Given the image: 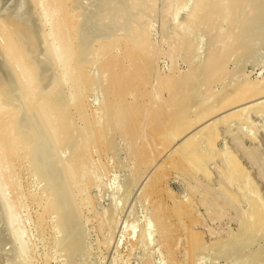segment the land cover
Listing matches in <instances>:
<instances>
[{
	"label": "bare ground",
	"instance_id": "obj_1",
	"mask_svg": "<svg viewBox=\"0 0 264 264\" xmlns=\"http://www.w3.org/2000/svg\"><path fill=\"white\" fill-rule=\"evenodd\" d=\"M109 1L90 10L83 0H0V264H37L56 252L79 264L90 217L107 243L119 220L110 203L96 209L93 189L118 166L120 147L128 166L120 193L128 199L138 184L147 219L130 250L155 242L165 264H199L198 202L219 213L246 200L238 230L211 250L232 264H264V128L251 117L264 116V75L244 72L248 58H264V0H160L157 39L141 19L158 2ZM231 122L246 125L242 141L258 147H218L220 126ZM172 170L193 178L201 198L175 195L164 184Z\"/></svg>",
	"mask_w": 264,
	"mask_h": 264
},
{
	"label": "rangeland",
	"instance_id": "obj_2",
	"mask_svg": "<svg viewBox=\"0 0 264 264\" xmlns=\"http://www.w3.org/2000/svg\"><path fill=\"white\" fill-rule=\"evenodd\" d=\"M83 1H85V3L87 5L89 3L93 4V5L89 4L87 6L88 8H90L92 6L90 8V10L92 8L94 9V7L96 6L95 4H99L101 7L104 5L102 8L106 7L104 9H108L109 7H111V5L115 4V2H116V1H114L113 4L110 3V5H109L108 2H111L109 0H108V2H106L107 0H100V1L99 0H94V1L93 0H88V1L87 0H83ZM97 1L101 2L103 5H101V3L97 2ZM155 1H156L155 3L158 2L157 4H155L156 5V9H158V10L155 9L154 12L150 13L149 16H151V17L144 16L143 17L144 21L142 20L143 18L141 19V21L142 22L146 21L149 24L152 23V27L153 28H151V29H152V32H153V37L157 39V37H158L157 36L158 35L157 32L161 29L160 26L162 25L161 17H159L160 10H161V8H160L161 6H159V5H161L160 4L161 2H160V0H155ZM107 3H108V5H105ZM104 9H102L101 14L104 11H108V10H104ZM154 13L155 14L158 13V14H156V16H154L155 15ZM108 17L111 18V16H108ZM108 17H107V19L109 20L110 18H108ZM145 17H146L147 20H145ZM162 26H164V25H162ZM258 55H260V54H258ZM258 55L256 56L254 54V56H251L250 58H248L245 61V65H247L246 66L247 70L244 71L245 75L248 73L249 70H251V68H253L251 70L252 71L251 72V76H253V75L254 76H256V75H259V76L260 75H264V58L262 59V58H260L261 55L260 56H258ZM254 57L257 60H258V57H259V60L257 61ZM249 59H251V60H249ZM230 62L233 63L232 57H231V60L228 62V67L229 68H231L233 66V64H234V63L230 64ZM167 63H168L167 59L160 58L159 66H160L161 69H165ZM255 63L259 64L260 66L255 64ZM252 64H253V67L251 66ZM255 65H257L258 67H255ZM179 68L180 69H184L185 66H183L181 64ZM237 75L238 74H236L235 76H237ZM225 78H226V76H225ZM218 87L220 88V85L216 86L214 89L217 91L219 89ZM210 99H211V97H210ZM220 114L221 113H219V114H217L215 116L218 117ZM214 117H212V118H214ZM251 117H253L252 118L253 122H256V124L259 125V128H262V127L264 128V116H262V115L261 116L260 115H254L252 113ZM212 118H210V119H212ZM232 124H234L235 126L232 125ZM201 125L202 124H200L199 126H201ZM244 126H246V125H244ZM244 126L243 127L237 126L236 122H233V123L231 122V125H227V123H224L223 126L221 125L220 129L222 131L224 130V133H222L224 135V138L220 139L218 141L217 146L221 147L224 143H226V144L230 143L232 145V147H235V146H238L237 145V141L241 140L240 141L241 143L238 141V144L240 143L239 146L241 148H244L243 146L246 147L245 149H248V147H250V148L258 147L257 143L250 142L248 139L246 141H242V137H240V136L244 135V133H242V132L244 130H246L245 128L247 127V126L246 127H244ZM239 127H241V128H239ZM250 131L252 132L253 129L250 128ZM240 133H241V135H240ZM259 133H262L260 135V137H261V146L260 145L259 146L262 149V154H264V133H263V131H260ZM230 134L231 135L235 134L238 137H236V139H235L234 136L230 137L231 136ZM233 140L234 141L237 140L235 144H232L234 142ZM120 144H122L121 141L118 142V145H120ZM118 147H120V146H118ZM120 148H119V151H118V154H117L118 158L116 157V162L118 163V166L112 167L113 169H111L108 172V174H105V176L103 175V177H102V175H99L98 179L99 178H101V179L98 181L97 186L93 189V193H97L100 196V197L98 196L100 202H98L99 205H97L96 209H98V208L99 209H105V208H107V206H109L108 205L109 203L112 204L113 207H115L114 211L117 214V217H118L117 219L119 221H117V225H116V227L114 229V232L112 233L111 237L109 238V241L106 243L105 242V236L103 234H101L100 232H98V230L95 227V220H92L94 218L90 217L89 218L90 220L88 222H86V224H85V226H86L85 228L89 232L88 236H86V238H85V242H86V245H89L88 247H90V250H89L88 254L81 255L80 256L81 259L78 258L79 261L77 260V262L79 264H142L144 256L149 253L150 254L151 264H163L165 262V260H166V255L164 253V250L160 247V245L158 243L154 242L149 247H147V245L145 247L144 244H141V245L139 244L138 247H134V248H132V250L129 249V247H130L129 243L131 241L130 239L132 237L133 238L135 237V234L137 233L136 231L139 230V228L141 227L142 223L146 224L145 220H147V219H145L146 218V210L143 207L144 203L142 201L138 202V200L135 199L136 196H137L136 195L137 191L140 190L138 184H137L136 188H138L139 190L135 189V187H134V189L131 192V194H130L128 199L125 198L124 196H122L121 193H120L121 192L120 188H121V183H122L123 177H125V175H127V173H128V166H127V163H125V161H126L125 160L126 159L125 158V154H124V151L121 150L122 148L121 149ZM162 158H163L162 155L159 156L157 158V161L161 162ZM109 162L111 163L112 159H110ZM218 163H220L219 160H215V162L214 161H209V163H208L209 167L213 170V175L214 176H212L213 179L211 178V182H209L211 184L208 185V183H207V185L210 188H214V189L218 187L217 184L219 183L218 180H219V177H220V172H218V170H217L218 169L217 168V164ZM116 167H118V168H116ZM250 169H252V168H250ZM125 170H126V172H125ZM252 174H253V176H255V179L258 178L256 170H255V172L253 170ZM166 177L164 178V184L168 188H170L173 191V193H175V195H177L178 197L184 199V198L187 197L188 193H189L188 196L192 193V195L195 196V199L201 198V195H200L201 194V189L200 188L197 189L196 191L191 190V187L195 185V182L193 181V178H192V180H190L189 175H186L184 172H181V171L172 170L169 174H167ZM198 177H200V175H198ZM146 178L147 177H144V179L142 181H141L142 178L139 180V182L141 181L140 187L142 186L141 184L144 183ZM199 181L204 183L206 180H203V178L200 177ZM189 184H191V185H189ZM260 188H261V191L263 192V195H264V183L260 185ZM135 191H136V193H135ZM189 191H191V192H189ZM197 193H199V194L197 195ZM123 197H124V199H123ZM111 201H113V203ZM245 201L246 200H243L241 202V204L239 206H237V208L239 210L237 208L233 209V207L232 208L230 207L231 209L229 208V210H228V208L226 210L224 209L225 210V211L223 210L224 212L222 210H219V213H218V210H216V212H215V210H213L215 208H212V207L209 208L208 206H207L208 208L207 207L205 208L204 204H202V203L200 204L198 202L197 211H195L197 213V215L200 217L197 220V225H198L197 227H199L200 230L205 231L204 232V234H205L204 236L206 237L205 238L206 243L204 245L206 247H204V248L207 249V250H205L203 248L201 250L199 256L202 254V256L205 255L207 258H206V260H203L205 258V256H204V258L200 256L202 258V260L200 258V261H198V263L200 262L199 264H202V263L203 264H206V263L210 264L209 262H211V264H214V263L215 264H228L229 263L230 259L226 260L224 253H222L223 255H220L221 251L217 252V250L213 249V247H212L213 250H211V246H212L211 242H213V240L216 241L217 239H220L221 237H225V238L227 237L228 238V237H230L232 235L233 232H236L238 230V227L240 226L239 222H240V219H241L240 218V216H241L240 214L242 213L241 208H242V206L245 207V208L248 206L246 204L247 201L246 202ZM132 202H134V203H132ZM135 202H138V203L135 204ZM240 206H241V208H240ZM103 207H105V208H103ZM129 209L130 210L133 209V211H135V210L137 211L138 210L136 212L137 216H135V217L133 216V217L129 218V215H130V213H129L130 210ZM85 211L87 212V210H85ZM138 214H139V217H138ZM217 214H219L220 218L218 217ZM221 214H222V216H220ZM210 216L213 217V218L210 219L211 218ZM237 216H239L240 219ZM232 217H233V222H232ZM229 220H231V221H229ZM238 220H239V222H238ZM51 231L53 232L52 229H51ZM51 231L49 230V232H51ZM209 232H212V233H209ZM219 235H220V238H218ZM214 236L215 237L218 236V237L215 238ZM212 237H213V239H212ZM209 240H210V242H209ZM257 241H258V244L264 243V239H262L260 237L257 239ZM207 242L209 244H207ZM209 245H210V248H209ZM140 248H142V250H145V248H146V252L147 253L145 251H142ZM204 250H205V252H209V253H206L207 254L206 255ZM209 250H211V252L212 251L213 252L210 253ZM202 251H203V253H202ZM179 252H180V250H179ZM219 252H220V254H219ZM222 252H224V251H222ZM213 253H215V254H213ZM216 254H218L220 256L217 257L218 255H216ZM213 255H216V256H213ZM45 259H48L47 260L48 264H68L66 259H65V257H64V255H61L58 252H56L55 254L52 253L51 255H49L46 258H44L42 261L41 260L38 261L37 264H44ZM207 259H208L209 262H207ZM202 261H204L205 263L202 262ZM229 264H232V263H229Z\"/></svg>",
	"mask_w": 264,
	"mask_h": 264
}]
</instances>
